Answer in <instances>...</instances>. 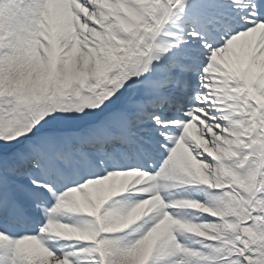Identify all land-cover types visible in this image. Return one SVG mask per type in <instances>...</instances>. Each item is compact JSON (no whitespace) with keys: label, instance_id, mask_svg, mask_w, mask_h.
<instances>
[{"label":"snow or ice","instance_id":"1","mask_svg":"<svg viewBox=\"0 0 264 264\" xmlns=\"http://www.w3.org/2000/svg\"><path fill=\"white\" fill-rule=\"evenodd\" d=\"M0 264H264V0H0Z\"/></svg>","mask_w":264,"mask_h":264}]
</instances>
